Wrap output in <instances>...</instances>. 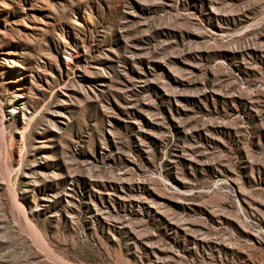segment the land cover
Returning a JSON list of instances; mask_svg holds the SVG:
<instances>
[{
	"label": "rangeland",
	"instance_id": "rangeland-1",
	"mask_svg": "<svg viewBox=\"0 0 264 264\" xmlns=\"http://www.w3.org/2000/svg\"><path fill=\"white\" fill-rule=\"evenodd\" d=\"M0 264H264V0H0Z\"/></svg>",
	"mask_w": 264,
	"mask_h": 264
}]
</instances>
